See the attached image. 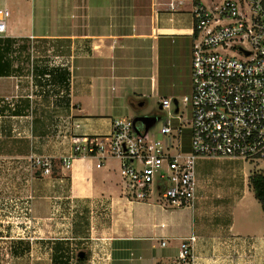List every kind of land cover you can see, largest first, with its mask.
<instances>
[{
	"label": "crops",
	"instance_id": "1",
	"mask_svg": "<svg viewBox=\"0 0 264 264\" xmlns=\"http://www.w3.org/2000/svg\"><path fill=\"white\" fill-rule=\"evenodd\" d=\"M0 7L11 12L0 39V264H174L191 237L197 264H264V210L249 173L245 185L219 190L197 179L195 206L176 208L130 201L115 158L77 157L52 175L30 161L58 164L74 137L109 136L135 107L125 85L142 62L155 88L192 72L194 0Z\"/></svg>",
	"mask_w": 264,
	"mask_h": 264
},
{
	"label": "built area",
	"instance_id": "2",
	"mask_svg": "<svg viewBox=\"0 0 264 264\" xmlns=\"http://www.w3.org/2000/svg\"><path fill=\"white\" fill-rule=\"evenodd\" d=\"M10 17L0 7V39ZM193 18L192 95L184 98L193 109L191 151L184 150L183 127L171 120L151 133L135 118L122 117L113 120L109 136L74 137L72 154L58 164L30 157L33 167L52 175L56 166L70 170L77 157L115 158L130 201L158 196L164 206L193 208L199 159L264 161V0H194ZM160 106L172 104L164 98ZM194 242L181 241L174 264H197Z\"/></svg>",
	"mask_w": 264,
	"mask_h": 264
},
{
	"label": "rangeland",
	"instance_id": "3",
	"mask_svg": "<svg viewBox=\"0 0 264 264\" xmlns=\"http://www.w3.org/2000/svg\"><path fill=\"white\" fill-rule=\"evenodd\" d=\"M138 69V70H137ZM137 71L131 74L125 87L130 93V99L135 107L129 116L124 118L150 117L152 124L150 126L151 133L158 132L166 120H171L174 127H183L181 141L185 151H191L192 130L191 121L193 117V109L191 103L185 102L184 98H190L192 95V72H184L179 79H158V85L155 88L150 66L142 62L137 67ZM114 87V88H112ZM124 89L123 84L110 86V93L119 95ZM168 98L171 101V108L166 110L160 109L162 98ZM179 102V114L176 113V104L174 100ZM119 116V114H117ZM141 127V126H139ZM161 138L160 135H157ZM264 169V161H217L213 159H199L196 164V173L198 185L202 188H210L212 190L227 189L245 185L247 173L251 174L254 170ZM142 202V201H137ZM153 202L166 204L165 201L158 196Z\"/></svg>",
	"mask_w": 264,
	"mask_h": 264
},
{
	"label": "trees",
	"instance_id": "4",
	"mask_svg": "<svg viewBox=\"0 0 264 264\" xmlns=\"http://www.w3.org/2000/svg\"><path fill=\"white\" fill-rule=\"evenodd\" d=\"M249 187L264 210V169L251 172L249 177Z\"/></svg>",
	"mask_w": 264,
	"mask_h": 264
},
{
	"label": "water",
	"instance_id": "5",
	"mask_svg": "<svg viewBox=\"0 0 264 264\" xmlns=\"http://www.w3.org/2000/svg\"><path fill=\"white\" fill-rule=\"evenodd\" d=\"M175 104L177 106V101H175ZM135 122H139V123L143 124L145 126L146 130L148 131L150 129L151 124H152V119L150 117H137V118H135ZM79 257L84 258L85 254L80 253Z\"/></svg>",
	"mask_w": 264,
	"mask_h": 264
}]
</instances>
